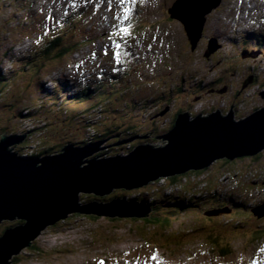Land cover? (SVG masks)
Listing matches in <instances>:
<instances>
[{
    "label": "rangeland",
    "instance_id": "1",
    "mask_svg": "<svg viewBox=\"0 0 264 264\" xmlns=\"http://www.w3.org/2000/svg\"><path fill=\"white\" fill-rule=\"evenodd\" d=\"M92 1L0 0V70L5 78L0 82V140L3 134L7 137L27 134V143L19 144L27 149L17 148L22 151V158L31 155L44 158L46 155L41 154L47 151L52 156L67 143L64 148L73 144L77 145L74 149L85 148L95 144L91 142L97 135L108 136L115 131H119L118 137L102 144L98 157L89 156L82 162L125 158L136 146L137 149L151 144L159 149L168 144L163 137L169 133V126L160 123H168L179 109L197 115L196 118L200 115L207 118L212 110H222L219 113L223 117L230 110L237 111L233 120L239 123L264 103L260 97L253 99L252 96L259 95L258 91L264 93V57H255L253 53L258 49L264 51V16L259 15L264 11L261 0H222V8L218 10L219 6L212 11L218 10L217 13H210L211 20H207L203 30L206 41L200 35L189 36L183 22L168 16V10L177 0H134L141 3L137 9L140 14L130 12L121 3H118L121 8H117L115 4L109 7L105 0H98L99 4ZM238 7L245 8L243 13L248 14L234 28L231 14ZM119 13L122 15L116 19ZM115 25L118 28L109 39H116L115 50H121L126 57L122 60V69L127 82H133L131 91L122 93L120 84L104 85L103 82L91 86L90 92L68 87L64 82H75L66 80L64 76L70 75L67 70H74L87 58L101 41L96 36L108 40L105 30L113 31ZM125 26L127 31L122 33L128 40L132 36L131 28L134 35L138 28L135 42L129 43L119 36L118 29ZM42 27L48 30L49 36L39 35L36 41L35 35ZM215 29L217 33L230 34L233 40L222 38L213 44ZM85 35L94 42L89 44L83 39ZM57 40L66 49L57 55L65 56L42 59L40 48ZM252 76H258L260 83ZM247 78L253 81L250 79L251 83L246 85ZM122 82L126 83V79ZM66 89L80 94L82 99L65 93ZM68 98L72 101L64 100ZM97 106L103 107V114L95 121L88 113ZM161 111L167 113L160 116L159 123L151 124L152 118ZM155 127L154 132L151 129ZM101 141L104 140L98 142ZM121 145L124 146L109 149ZM131 145L133 148L129 151ZM261 154L259 159L248 158L244 162L237 158L229 163L219 159L209 167L211 172L200 178H205L203 185H187V191L191 192L187 199L181 196L180 188L173 187L179 180L164 181L173 176L160 177L136 189H114L109 195L96 197L92 203L144 202L150 210H155L153 216L161 218L157 227L144 224L143 220L150 218V214L145 218L70 214L56 225L46 227L31 247L22 249L9 264H144L147 260L151 264H253L252 261H259L254 256L256 248L264 247L260 232L264 229V219L258 220L252 212L241 208L233 211L232 205H243L238 202V198L242 199L237 191L233 195L225 184L227 178L234 179L240 173L242 182L251 185L253 192L264 193V150ZM255 176H262L257 181L259 185L253 184ZM219 182L222 189L214 191ZM158 186L170 187L173 193ZM175 194L180 198L173 199L171 196ZM206 194H210L209 199ZM88 200L83 199L81 205L91 204ZM187 200L194 205L187 204ZM213 206L221 212L205 215ZM6 222L0 225V232L7 225H17L18 221ZM32 246L41 252L25 251ZM226 250L229 255L224 253ZM260 260L264 264V257Z\"/></svg>",
    "mask_w": 264,
    "mask_h": 264
},
{
    "label": "water",
    "instance_id": "2",
    "mask_svg": "<svg viewBox=\"0 0 264 264\" xmlns=\"http://www.w3.org/2000/svg\"><path fill=\"white\" fill-rule=\"evenodd\" d=\"M221 1L177 0L167 13L171 19L185 24L189 36H202L207 16ZM250 83L249 79L246 85ZM261 97L264 98V93ZM230 111L226 117L217 110L207 118L200 115L193 120L188 113L181 114L175 127L163 137L168 141L164 147L143 145L125 158L85 160V163L82 160L98 152L108 139L85 148L68 146L60 154L42 159H26L11 149L23 143L24 136L3 134L0 140V225L6 221L18 222L0 237V264H9L22 249L31 247L46 227L56 225L70 214L148 217L150 208L146 209L144 202L114 200L107 205L89 202L82 206V193L98 198L109 195L114 189H136L160 177L206 169L219 159L231 162L235 158L260 154L264 150V108L239 123L234 122L235 113ZM37 164L41 166L36 167ZM83 164L88 166L83 167ZM255 215L264 218V205L255 210Z\"/></svg>",
    "mask_w": 264,
    "mask_h": 264
},
{
    "label": "trees",
    "instance_id": "3",
    "mask_svg": "<svg viewBox=\"0 0 264 264\" xmlns=\"http://www.w3.org/2000/svg\"><path fill=\"white\" fill-rule=\"evenodd\" d=\"M145 3V2H144ZM144 3H143V6H144ZM139 5H141V3H137L136 4V9H138V7H139ZM135 9V8H134ZM132 13H139L137 10H135V12H132ZM140 14V13H139ZM135 17V16H134ZM137 18V17H136ZM131 20H133V18L131 19ZM135 32L137 33L138 32V28H135ZM135 33V34H136ZM142 37H143V34H142ZM62 43V41H60V40H57V41H55V42H53L51 45H49V46H47V47H42V48H40V55H41V57H42V59L44 58V59H46L47 57H49V56H53V55H55L56 57H61V58H63L65 55L64 54H62L61 53V56H59V55H57V54H59V52L58 51H62V52H66V49H64V48H62V46H60V44L59 43ZM45 49V50H44ZM44 51V52H43ZM36 63H33V65H35ZM35 67V66H34ZM256 77V81L258 82V83H260V78L258 77V76H255ZM3 80H2V79ZM2 81H5V78H3V76H2V72H1V70H0V82H2ZM1 84V83H0ZM173 101V100H172ZM171 101V102H172ZM173 102H175V101H173ZM172 102V103H173ZM186 111L183 109V110H178L175 114H174V118H172V120H170L168 123L167 122H165V123H160V125H162V124H168V126H169V130H171V129H173L174 127H175V125H176V120L178 119V117H179V115H181V114H184ZM191 114V113H190ZM190 116V118L191 119H194V118H196V116L197 115H193V114H191V115H189ZM159 123V122H157V121H154L153 122V124L154 123ZM152 131H156L157 130V128L155 127V129L153 130V129H151ZM168 130V131H169ZM98 137H97V139H100L101 137H104V136H102V135H97ZM68 144V143H67ZM74 145V144H73ZM133 148V147H132ZM21 154H22V151H21ZM262 156V154L260 153V154H258L256 157H254V159H259L260 157ZM245 159H247V158H242V159H240V160H245ZM227 163H229L228 161H226ZM207 169H209V167L208 168H206V169H204V170H198V171H193V173H196V174H203ZM184 176H186L185 175V173L184 174H181V175H176V176H174V177H172V178H169L168 180H173L174 182L175 181H177V180H181ZM253 187L252 186H246V188H242L243 189V193L246 195V194H252V189ZM232 191H234V192H236L237 191V193H238V188L237 189H234V190H232ZM82 197H84V198H82ZM83 199H89L88 201H93V200H95L96 199V197L93 195H91V196H87V195H82L81 196V201L83 200ZM87 203H89V202H87ZM87 203H85V204H87ZM191 205H194V204H192L191 203ZM156 208V207H155ZM87 217H89V219H95V220H97V217H94V216H87ZM86 218V217H85ZM159 219H161L160 217H157V216H150V218H148V219H144L143 221H144V224H146L148 227H157V225L159 224ZM167 222V220L165 221V223ZM7 223V222H6ZM14 225H7L6 227H4V228H2L1 229V232H0V237L4 234V232L7 230V229H9V228H11V227H13ZM261 232V235L262 236H264V232H263V230H261L260 231ZM26 252H36V253H38V252H41L40 250H37L36 248H35V246H32V248L31 249H29V250H25ZM226 255H229V253L227 252V250L224 252ZM22 254H23V252H22ZM22 254H20V256L22 255ZM17 258L15 257V259L14 260H16Z\"/></svg>",
    "mask_w": 264,
    "mask_h": 264
},
{
    "label": "bare ground",
    "instance_id": "4",
    "mask_svg": "<svg viewBox=\"0 0 264 264\" xmlns=\"http://www.w3.org/2000/svg\"><path fill=\"white\" fill-rule=\"evenodd\" d=\"M36 6V5H35ZM254 14V13H253ZM89 23V22H88ZM110 26V25H109ZM245 29V28H244ZM246 30V29H245ZM251 33V32H250ZM255 39V38H254ZM30 40H31V42L33 43V39L32 38H30ZM253 40V39H252ZM32 43H31V46H32ZM247 53H249L248 51H246ZM70 76V75H69ZM198 76V75H197ZM211 76V75H210ZM229 77V76H228ZM227 78V77H226ZM220 82V81H219ZM206 84V83H205ZM224 85V84H223ZM264 86V85H263ZM4 92V91H3ZM197 92V91H196ZM13 94V93H12ZM223 96V95H222ZM189 102V101H188ZM231 103V102H230ZM207 106V105H206ZM248 110V109H247ZM255 112V111H254ZM191 113V112H190ZM8 114V113H7ZM147 114V113H146ZM206 114V113H205ZM194 115V114H193ZM90 136V135H89ZM127 140V139H126ZM152 140V139H151ZM115 145V144H114ZM151 145V144H150ZM122 146H124V145H121V146H118V147H111V148H109V149H116V148H122ZM108 149V150H109ZM101 152H99V153H94L91 157H95V156H97V155H99ZM110 155V154H109ZM260 168V167H259ZM224 169V168H223ZM222 172V171H221ZM194 201V200H193ZM194 202H196V201H194ZM189 203H190V201H189ZM191 203H193V202H191Z\"/></svg>",
    "mask_w": 264,
    "mask_h": 264
},
{
    "label": "snow or ice",
    "instance_id": "5",
    "mask_svg": "<svg viewBox=\"0 0 264 264\" xmlns=\"http://www.w3.org/2000/svg\"><path fill=\"white\" fill-rule=\"evenodd\" d=\"M120 31H121V32H126L127 30L122 28ZM152 259H153V260H155V259H156V257H155V256H153V257H152ZM101 264H103V262H101Z\"/></svg>",
    "mask_w": 264,
    "mask_h": 264
},
{
    "label": "clouds",
    "instance_id": "6",
    "mask_svg": "<svg viewBox=\"0 0 264 264\" xmlns=\"http://www.w3.org/2000/svg\"><path fill=\"white\" fill-rule=\"evenodd\" d=\"M96 157H98V156H96ZM177 176H178V175H177ZM182 179H184V180H185V179H186V176H184Z\"/></svg>",
    "mask_w": 264,
    "mask_h": 264
}]
</instances>
